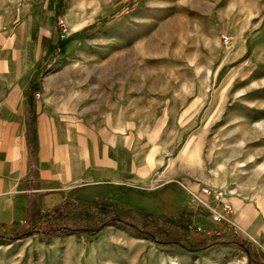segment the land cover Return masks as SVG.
Instances as JSON below:
<instances>
[{
    "label": "rangeland",
    "instance_id": "374dc122",
    "mask_svg": "<svg viewBox=\"0 0 264 264\" xmlns=\"http://www.w3.org/2000/svg\"><path fill=\"white\" fill-rule=\"evenodd\" d=\"M46 2L55 4L58 38L70 41L66 62L76 67L66 79L80 82L67 101L116 129L127 126L151 156L141 181L80 183L67 194L80 188L84 201L123 215L179 208L194 216L206 211L201 200L221 211L211 198L219 191L231 206L228 218L194 216L201 228H189L186 243L223 223L264 255L233 205L264 206V0H0V14L23 15ZM40 214L0 237V264H248L236 247L164 246L122 222L40 240L31 232Z\"/></svg>",
    "mask_w": 264,
    "mask_h": 264
},
{
    "label": "crops",
    "instance_id": "0c3cea01",
    "mask_svg": "<svg viewBox=\"0 0 264 264\" xmlns=\"http://www.w3.org/2000/svg\"><path fill=\"white\" fill-rule=\"evenodd\" d=\"M17 15L0 14V226L15 230L63 201L75 184L134 183L152 170L127 126L116 129L67 101L80 82L66 79L76 65L66 62L70 41L57 36L55 4ZM233 205L264 243V206L240 199Z\"/></svg>",
    "mask_w": 264,
    "mask_h": 264
},
{
    "label": "trees",
    "instance_id": "16d2710c",
    "mask_svg": "<svg viewBox=\"0 0 264 264\" xmlns=\"http://www.w3.org/2000/svg\"><path fill=\"white\" fill-rule=\"evenodd\" d=\"M82 194L83 190L80 188L71 190L63 201L40 214L39 220L32 225L31 232L36 233L40 240H46L53 235L90 234L106 224L122 222L164 246H181L196 251L211 245H228L245 251L248 264H264V255L260 249L252 241L223 223L210 224L204 230L205 237L201 241L188 245L185 234L190 226H201L193 223V217L202 221L207 216V212L202 209L194 216L185 209L179 208L172 213L129 209L123 215L118 214L114 207L84 201L80 197ZM10 229L12 228L0 226V237ZM9 234L13 235L11 232Z\"/></svg>",
    "mask_w": 264,
    "mask_h": 264
},
{
    "label": "built area",
    "instance_id": "2783aa9c",
    "mask_svg": "<svg viewBox=\"0 0 264 264\" xmlns=\"http://www.w3.org/2000/svg\"><path fill=\"white\" fill-rule=\"evenodd\" d=\"M57 25L59 26V28L62 32L66 31V26H65V23L63 22L62 19H58ZM62 32H61V34H62ZM223 39L226 40L227 37L224 36ZM204 192L206 194H209V191H207L206 189H204ZM211 198L215 203L220 204V210L222 212L219 211L216 207H213L210 204H208L207 202L201 200V205L203 206V208L211 215V217L214 221L222 222L223 220H226L228 218L229 212H231L230 204L223 198L222 193L219 191L212 193ZM190 229L195 230V231L200 230V228L198 226H190Z\"/></svg>",
    "mask_w": 264,
    "mask_h": 264
}]
</instances>
